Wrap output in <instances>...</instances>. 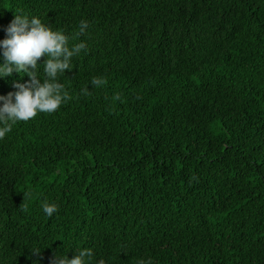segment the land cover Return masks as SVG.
<instances>
[{
    "label": "trees",
    "instance_id": "obj_1",
    "mask_svg": "<svg viewBox=\"0 0 264 264\" xmlns=\"http://www.w3.org/2000/svg\"><path fill=\"white\" fill-rule=\"evenodd\" d=\"M20 12L87 50L0 140V264H264V0H0V40Z\"/></svg>",
    "mask_w": 264,
    "mask_h": 264
},
{
    "label": "clouds",
    "instance_id": "obj_2",
    "mask_svg": "<svg viewBox=\"0 0 264 264\" xmlns=\"http://www.w3.org/2000/svg\"><path fill=\"white\" fill-rule=\"evenodd\" d=\"M87 28L88 22L81 21L79 35H83ZM4 31L6 36L0 40V79L14 72L19 76L24 73L23 77L27 76L28 79L14 82V92L0 95V140L5 138L17 122H27L38 113H54L71 99L58 77L66 70L70 71L72 59L87 50L85 41L79 40L70 46V38L63 31L53 30L40 18L23 12L15 13ZM41 57L44 60L39 63ZM40 64L43 65V80L37 73ZM106 82L103 77H93L90 85L92 88H100ZM79 91L83 96L90 92L88 87ZM113 99L120 100V96L117 94ZM41 209L45 216L52 217L58 211V205L45 200L41 203ZM41 250L37 247L31 251L39 254ZM74 252L72 258L55 252L50 264H90L93 256L90 249L81 248ZM98 264H105V261L100 260ZM137 264H152V261L141 259Z\"/></svg>",
    "mask_w": 264,
    "mask_h": 264
}]
</instances>
